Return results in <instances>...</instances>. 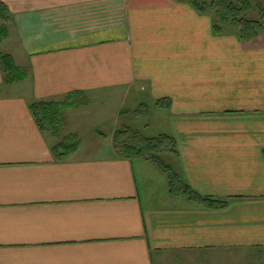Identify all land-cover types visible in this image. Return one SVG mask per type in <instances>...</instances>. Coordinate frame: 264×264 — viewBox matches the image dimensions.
<instances>
[{
  "label": "crops",
  "instance_id": "1",
  "mask_svg": "<svg viewBox=\"0 0 264 264\" xmlns=\"http://www.w3.org/2000/svg\"><path fill=\"white\" fill-rule=\"evenodd\" d=\"M0 2V54L26 74L8 83L0 63V264H264V32L218 35L177 0ZM142 91L175 171L214 205L162 195L164 171L121 155L112 134L74 132L78 149L56 158L31 109Z\"/></svg>",
  "mask_w": 264,
  "mask_h": 264
},
{
  "label": "rangeland",
  "instance_id": "2",
  "mask_svg": "<svg viewBox=\"0 0 264 264\" xmlns=\"http://www.w3.org/2000/svg\"><path fill=\"white\" fill-rule=\"evenodd\" d=\"M232 1L235 3L244 2V0ZM248 1L252 5L249 15L258 19L260 14L259 5H264V0ZM6 16L0 18V30L2 28H7L8 30L7 25L11 20L8 18V15ZM2 35L4 33L1 32L0 36ZM1 49H4V47ZM85 96V99H81L78 96V99L74 98L70 100L67 98L64 100L69 107L63 111L61 118L59 117L60 122L58 124L57 135L54 136L50 132H47L52 138L54 137L53 141L55 144L70 135L78 137L74 132L79 133L81 139L83 138L86 142L94 137L107 138L112 134L114 136L113 143L115 149V138L117 137L120 142L126 141L131 144L132 147L129 148H132L131 150L137 153L135 157L139 156L147 160L148 157L150 158L152 155L158 154L161 156L160 158L164 165H171L175 170V144L171 138L172 136L165 130L163 123L161 127V124L158 122V111L160 108L158 101L147 98L143 91L140 93V98L135 101L133 99L127 100V102H124L125 97L120 95ZM80 101L84 103L78 107H70L71 103H78ZM168 107V102L162 101V122L164 121L163 115L165 116ZM116 151L118 150L116 149ZM167 175L163 172L160 178L153 179L155 180V187L161 191L162 195L169 193L170 182ZM175 186L182 187L181 180L175 182Z\"/></svg>",
  "mask_w": 264,
  "mask_h": 264
},
{
  "label": "trees",
  "instance_id": "3",
  "mask_svg": "<svg viewBox=\"0 0 264 264\" xmlns=\"http://www.w3.org/2000/svg\"><path fill=\"white\" fill-rule=\"evenodd\" d=\"M188 3L200 14H208L213 19V29L218 35L235 34L243 42H251L255 40L261 33L264 32V5H259V18H253L249 15L250 7L252 6L250 1L244 0V2L235 3L232 0H177ZM4 10V12H2ZM7 7L4 3L0 2V18L7 17ZM4 13V14H3ZM4 35L0 36V41L5 39L8 35L7 28H2L0 33ZM0 63L3 70L6 72V79L8 83L15 81H22L25 79V71L21 70L16 64L12 56L9 54H0ZM80 94H72L68 99H78ZM79 98L85 99L86 96L82 95ZM83 101L78 103H71L70 107H78L83 104ZM67 105L64 101H38L31 104L32 112L43 132H50L54 136L57 135L59 117ZM173 139V137H171ZM119 138H115V147L121 155L131 157L137 155L136 152L131 150L130 143L124 141L120 142ZM174 142V139H173ZM80 141L77 136L70 135L57 144L54 145L53 151L56 158L62 159L68 157L70 154L75 152L79 147ZM175 144V143H174ZM126 148V150H124ZM129 148V149H128ZM177 153V150L175 149ZM161 156L158 154L148 157L150 161L156 164L161 170L166 172L169 176L170 192L173 194H186L190 199L203 201L206 204H213L214 201L211 198L202 197L181 180V175L176 172L170 165H164L161 161ZM181 180L182 187H176L175 182Z\"/></svg>",
  "mask_w": 264,
  "mask_h": 264
}]
</instances>
